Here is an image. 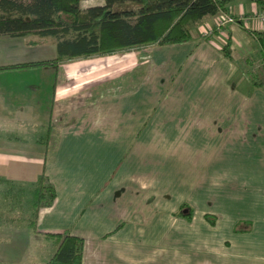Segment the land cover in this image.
I'll list each match as a JSON object with an SVG mask.
<instances>
[{
    "label": "crops",
    "instance_id": "1",
    "mask_svg": "<svg viewBox=\"0 0 264 264\" xmlns=\"http://www.w3.org/2000/svg\"><path fill=\"white\" fill-rule=\"evenodd\" d=\"M262 12L237 0L184 44L0 72V181L43 172L56 191L36 234L0 229V264H45L42 235L65 232L82 264H264V89L246 71L255 56L263 81L264 61L244 30L264 33ZM56 58L53 37L0 36V67Z\"/></svg>",
    "mask_w": 264,
    "mask_h": 264
},
{
    "label": "trees",
    "instance_id": "2",
    "mask_svg": "<svg viewBox=\"0 0 264 264\" xmlns=\"http://www.w3.org/2000/svg\"><path fill=\"white\" fill-rule=\"evenodd\" d=\"M237 0H103V4L81 9V0H0V36L37 35L56 39L57 58L0 67V72L57 66L61 62L138 52L150 46H172L192 40V29L205 17L225 12ZM264 10V0H249ZM234 20V19H233ZM243 27L241 21L234 20ZM258 42L264 61V33L244 29ZM220 52L232 61L230 42ZM253 87L264 89V80L250 79ZM4 182V198L15 200L21 220L36 234L39 211L50 208L56 191L42 172L32 184ZM190 219L187 205L178 213ZM213 226L215 219L205 216ZM9 220L4 216V226ZM55 246L45 264H82L84 241L70 232L42 235Z\"/></svg>",
    "mask_w": 264,
    "mask_h": 264
},
{
    "label": "rangeland",
    "instance_id": "3",
    "mask_svg": "<svg viewBox=\"0 0 264 264\" xmlns=\"http://www.w3.org/2000/svg\"><path fill=\"white\" fill-rule=\"evenodd\" d=\"M100 3H103V0H81L80 7L81 8L82 7H87L89 5L98 6ZM254 57L255 56H252V58H250L252 61H248V65H247L246 71H248V69H249L250 73L251 72L253 74L255 73V76H256L255 78L260 80L258 78L257 73L261 74L262 71L260 72V70H258L257 72L256 71L254 72V70H252V69H255L254 65H253V62L256 61V60L254 59ZM259 60H261V59L259 58ZM254 64H255V62H254ZM21 212H22L21 208L16 206L15 200H12L11 198H7V199L4 198V200H3V197L0 196V229H3V228L5 230L6 229L7 230L20 229V228L21 229L22 228L28 229L27 224L24 223L21 220V217H22ZM4 216H6L7 219L9 220L7 226H4ZM22 260H23V257H22ZM21 264H27V262H23ZM34 264H41V263H37V261H36V263H34Z\"/></svg>",
    "mask_w": 264,
    "mask_h": 264
},
{
    "label": "built area",
    "instance_id": "4",
    "mask_svg": "<svg viewBox=\"0 0 264 264\" xmlns=\"http://www.w3.org/2000/svg\"><path fill=\"white\" fill-rule=\"evenodd\" d=\"M257 18L261 23H264V12L260 13ZM228 23H234V20L231 17H225L223 20L220 21L217 20L215 23V27L221 28L222 26ZM210 34H211L210 32L206 33V35H210Z\"/></svg>",
    "mask_w": 264,
    "mask_h": 264
}]
</instances>
